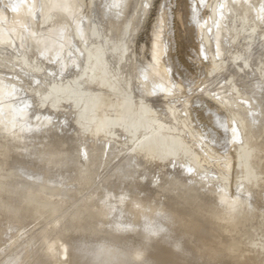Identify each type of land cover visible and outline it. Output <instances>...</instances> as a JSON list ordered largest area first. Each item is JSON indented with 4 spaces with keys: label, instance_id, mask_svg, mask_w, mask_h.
I'll return each mask as SVG.
<instances>
[{
    "label": "bare ground",
    "instance_id": "obj_1",
    "mask_svg": "<svg viewBox=\"0 0 264 264\" xmlns=\"http://www.w3.org/2000/svg\"><path fill=\"white\" fill-rule=\"evenodd\" d=\"M208 3L0 0V264H264V0Z\"/></svg>",
    "mask_w": 264,
    "mask_h": 264
},
{
    "label": "rangeland",
    "instance_id": "obj_2",
    "mask_svg": "<svg viewBox=\"0 0 264 264\" xmlns=\"http://www.w3.org/2000/svg\"><path fill=\"white\" fill-rule=\"evenodd\" d=\"M208 2H209V3L211 2V4L208 3V4H209L208 7H211V5H212V0H210V1L208 0ZM207 10H209V9H207ZM87 14H88L89 16H90V15H91V16L94 15V14H93V11H90V13L88 12ZM88 15H87L86 17H87V19L90 21V17L88 18ZM233 15H235V13H233ZM49 17H51V16L49 15L48 18H47V17H46V18L49 20ZM51 18H52V17H51ZM51 18H50V21H49V22H47V20L45 19V20H46V24L43 23V24H42L43 27H42V25H41V28H45V25H46V27H47L48 25H51L52 22H53V20H54V18H52V19H51ZM92 18L95 19V16H92V17H91V20H92ZM151 19H152V14L150 13V17H149V19H148V17H147L146 20H145V22H146L147 20H148V21H147L146 23H144V24L149 25L150 22H151ZM229 20H232V17H229V19H227V16H226V22H225V24L227 23V24H226V27H229L228 24L231 23V22H229ZM227 21H228V22H227ZM44 22H45V21H44ZM213 22H214V21H213ZM48 23H49V24H48ZM50 23H51V24H50ZM146 25H144V26H146ZM72 27L74 28V25H71V28H72ZM73 28H72L71 30H74ZM227 29H228V28H227ZM23 40H24V39H23ZM230 41H231V42H230ZM234 41H235V43L233 44V43H232V42H233L232 39L229 40V43H232V44H228V48H229V50H230V47H231V49H233V50H236V49H237L236 46H235V45L238 46L237 41H236V40H234ZM28 42H29V41L26 40V42H25V41H24V42L22 41L21 43H23V44L25 43V44H24L25 47H24V45L22 44V46H23L24 48H27V47L29 46V50H31V48H32L31 42H30V44H29ZM66 43H67V42H66ZM66 43H64V45H65ZM27 45H28V46H27ZM67 45H68V46H67ZM233 45H234V46H233ZM26 46H27V47H26ZM72 47H73V48H72ZM233 47H234V48H233ZM67 48L69 49V44H66V45L64 46V52L66 51ZM225 48H227V45H226ZM225 48H224L223 51H222V52H223V55H224V52H225ZM228 48H227V49H228ZM13 49H14V48H13ZM16 49H17V48H15V50H16ZM18 49H19V48H18ZM27 49H28V48H27ZM77 49L79 50V48H77ZM15 50H13V51L15 52ZM20 50H21V49H20ZM78 50L74 49V46H71V50H68L67 53L69 52L68 55H70L71 51H73V53H74V55H75L73 58H75V57H76L75 52H76V53H77V57H76V58L79 59V56H81V55L79 54V51H78ZM17 51H18V50H17ZM18 52H19V51H18ZM64 52L61 54V55H62L61 57L59 56L60 59H58V61H55V59H54L56 56H54V58L51 57V59H52V63H54V61L56 62V63H55V68L57 67V70H58V71H56L55 75H53V78L56 76V74H57V76L62 74V75H64V77L66 76V74H68V72L65 73V71H64L63 68H62V71H61V74H60V69H58V68H61V67H60V66H59V67L57 66V65H59V62H61V61H60L61 58L64 59V60L66 59V61H63V60H62L63 62H67V60H68V62H69V61L71 60L70 57H69V58H66V57H67V53H66V57H63V56H65V55H64ZM227 52H229V51L226 50V53H227ZM202 53H203V52H202ZM202 53H201V55H200V56H201V59L204 57L202 60H203V61H206V60H207V58H206L207 53L205 52L206 55H205L204 53H203V55H202ZM226 53H225V55H226ZM71 56H72V54H71ZM56 58H57V57H56ZM71 58H72V57H71ZM73 58H72V59H73ZM76 58H75V59H76ZM51 59H50V62H51ZM53 59H54V61H53ZM69 59H70V60H69ZM73 61L76 62L75 60H73ZM78 61H79V63H80V62H81V58H80L79 60H77V63H78ZM63 62H62V63H63ZM66 64H67V63H66ZM61 65H62V64H61ZM74 67H75V66H74ZM74 67H73V71H75V68H74ZM70 70L72 71L71 68H70ZM66 71H69V69H68V70L66 69ZM71 71H70V72H71ZM73 71H72V72H73ZM63 72H64V73H63ZM70 72H69V74L72 73V72H71V73H70ZM203 75H205V72L202 73V75H201L202 78H204ZM61 77H63V76H61ZM209 77H211V75H210ZM197 89H198V88H195V91H196ZM171 92H173V90H172ZM174 93H175V90H174L173 93H171V97H173V98L175 97L174 95H176V93H175V94H174ZM172 94H174V95H172ZM176 97H177V95H176ZM38 109H41V110H39V112H43V111H45V109H44V108H41V107H38ZM37 111H38V110H37ZM70 130L72 131L73 129L70 128ZM70 130L68 131V133L71 132ZM73 133H74V131L71 132V134H73ZM230 139H231V138H230ZM232 139H235V138L233 137ZM86 140H87V139H86ZM209 144H210V143H209ZM230 144H232V143H230V141H227V143H225V145L222 147V151H223V152H221L222 154L220 155V157H221V156H224V157H225V155H226L225 159L227 158V154L229 153L228 150H229V146H230ZM211 145H212V144H211ZM225 146H226V147H225ZM209 147H210V150H212V148H214V146L211 148L210 145H209ZM209 147L206 146L207 151L209 150ZM224 147H225V149H224ZM206 148H205V150H206ZM227 149H228V150H227ZM210 150H209V151H210ZM207 151H206V153H209V152H207ZM111 152H112V151H110L109 153H107L108 155H107V154L104 155V156H106V158H107V156L109 157V161H110V160H113L114 158L119 157V156H117V155H119V152H118V154H117L116 156H115V155L112 156V154H114L113 152H112V154L109 156V154H110ZM121 152H122V151H121ZM121 152H120V155H124L125 151H123V153H121ZM211 152H212V151H211ZM226 152H227V153H226ZM223 153H224L225 155H224ZM115 154H116V153H115ZM219 154H220V153H219ZM120 157H121V156H120ZM224 157H221V158L223 159ZM103 159H104V157H103ZM225 159H224V160H225ZM104 160L106 161V159H104ZM224 160H222L221 163H222ZM107 161H108V158H107ZM225 161H226V160H225ZM225 161H224V162H225ZM224 162H223V163H224ZM226 162L229 163L230 161H229V162L226 161ZM230 173H231L232 177H233L234 174H235L234 172L232 173V170H231ZM196 175H197V174H196ZM196 175H192V176L189 175V176H188V180H189V181H190V180L193 181V179H195ZM191 177H192V178H191ZM234 177H235V176H234ZM236 179H237V178H234L235 181H236ZM234 180H233V182H234ZM238 181H239V180L237 179V182H238ZM239 182H241V181H239ZM239 182H238V183H239ZM236 184H237V183H235V184L233 183L234 186H237V185L239 186V185H240V183L237 184V185H236ZM87 189H88V188H87ZM87 189H86V188H84V189L82 188V189L80 190V192H81L82 190L85 191V192H82V193L84 194V197L86 196L85 198L88 197L86 192H88V195H89V193H91V190H90V189L87 190ZM82 193H78V194H82ZM78 194H77V196H78ZM153 194H154V193H153ZM162 196H163V194H160L158 200H160V198L162 199ZM81 197H83V195H81V196L79 195V196H78L79 199H81ZM84 197H83V198H84ZM85 198H84V199H85ZM156 198H157V197H156Z\"/></svg>",
    "mask_w": 264,
    "mask_h": 264
}]
</instances>
